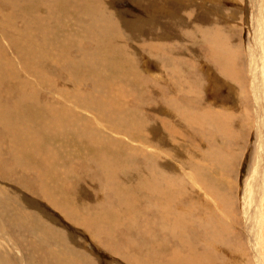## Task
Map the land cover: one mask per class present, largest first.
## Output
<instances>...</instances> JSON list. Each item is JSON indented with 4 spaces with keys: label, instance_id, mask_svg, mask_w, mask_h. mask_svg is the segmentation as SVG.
Instances as JSON below:
<instances>
[{
    "label": "rangeland",
    "instance_id": "rangeland-1",
    "mask_svg": "<svg viewBox=\"0 0 264 264\" xmlns=\"http://www.w3.org/2000/svg\"><path fill=\"white\" fill-rule=\"evenodd\" d=\"M36 1L12 0L11 2L13 4H17L15 5L16 8L13 4H10L8 7L5 5L6 7L2 9L0 8V27H3V30H0V40L2 41H0V49H4L2 45H6L4 49L5 53L9 55L10 61L15 62V65H12L15 67L17 66L15 70H19V76L23 79L21 81L25 80L28 82V84L25 81L22 82V85L25 83V85L22 86L24 95H36L39 103L41 102L43 105H53L59 109V112L62 111L63 114L58 115L57 112L52 116V118H55L57 114L58 118H56L59 120L58 122V120H55L56 118L51 120V115L44 106L34 108L33 104L30 102L25 104L27 108L22 110L26 112L27 115H24V117L27 119L28 116L30 122L36 125L39 124V126L37 125L36 127L46 125L50 127L48 130L49 134L44 133L38 135L40 140L39 144L42 149V158L36 157V159H32V161L37 162L34 163L35 166L29 171V173H32L26 174L18 170L16 174V171H12L9 177L2 178L4 179L3 182H1L0 179L1 184L6 185L7 190L9 189L8 191H10L7 192L3 190V194L0 193V195H2V197L0 196V215L5 213L8 216L14 215L15 217L13 216L12 218H16V210L24 211L25 207L29 206L31 209L39 210L38 213L33 212L36 218H39L37 217L38 214L43 215L46 219V224L50 222L48 224L49 227L56 230L52 232L55 238H53V236H44V238L39 236L38 238H34L29 234L27 236L23 235L22 232H17L22 229L19 228L16 230L14 227H11L7 221H4L7 223L9 229L8 232L6 231L0 234V252L6 257V262L8 263L9 261V264H25V261L26 264H36L38 259L33 257L36 250L40 252L46 250L45 254L47 257L48 253L55 252L60 254L63 249V252L72 256L71 263L67 262L66 264H130L126 258H123L126 256L125 254L128 250H132L136 254L140 252L139 257H141L140 263L142 264H153L156 262V264H162V262L163 264H168L167 262H170V260H168L167 257H169L173 251H178L181 255L183 254L184 257H186L185 255L188 251L195 250L197 253H195L194 256H198L199 258V253L203 254L207 252L214 264H257L255 253L249 239V233L247 232L248 227L245 223L246 219L244 214V211L251 214V211L255 213L258 210L261 216L259 221H264V200L260 206L254 209V207H248L246 203L248 199L245 197V185L249 181L251 166L254 162L253 151L257 148V128L255 124L251 123L252 121L249 120L248 117L246 119V117L243 116L246 111L245 105H249L248 107L251 109L250 113L253 115L256 114L255 109L253 107L251 108L254 103L252 101V96L246 98L245 96L237 95L232 88L234 84L225 76H220L218 72L216 73L215 68L213 66L211 67V63L207 61L208 57L206 56L208 55L205 53V50H203L204 47H202V43L201 45L197 44L195 47L191 38L187 37L182 40L184 36L197 38L199 36L200 38L201 32H198L196 26L201 25L206 27V25L215 26V24L223 26L224 29L221 30L222 35L226 39L225 47L227 50V59L229 57V60H227L229 61L228 66L229 69L232 70L233 75H239L240 71L237 67L241 70L246 67V70L248 66V25L250 26L252 23L253 5L247 4L248 0H219L221 1L219 5H211L214 3H211L209 0H92L90 4L92 6H88V3L86 5L82 3V5H80V0L79 2L78 0ZM25 3H27V6L24 5ZM260 3L263 5L264 0H260ZM4 4L0 3L1 6ZM37 5L40 7H37ZM92 7L95 9L97 8V10L100 9L98 15H101L100 17L103 19L105 18V20L99 19V22L95 25V22H90L89 17L91 14L90 12H92L90 11ZM108 8L114 9L113 11L115 12L116 18L119 19L118 25L117 23L113 25V22L110 21L112 19L107 20L106 17L108 16L106 12ZM248 9H251V11ZM184 12L192 14L191 19L188 17L184 18ZM202 14L203 17H208L209 19H203ZM87 16L89 19H84L87 18ZM28 22H30L32 26L30 30L27 29ZM188 22L192 25H187ZM91 23L95 26V29L94 26L89 27ZM79 24H81V26ZM87 25L89 26L87 27ZM97 25L98 29L96 27ZM105 27L110 29H106L107 34L105 33ZM102 28L106 34H104L105 36L98 33L99 29L101 30ZM46 29L52 30L51 37L48 38V41L42 43L39 49L37 46L36 48L30 46L32 44H29V46L26 45V47L23 45L24 41L31 42L34 46L36 43L38 45ZM206 29L208 28L206 27ZM186 31L190 32L186 33ZM110 32L116 33L119 38L122 35L124 40L121 42V45L124 46V48L119 47L116 40H110ZM153 34L154 37L156 36V43L161 45L155 50L156 56H159L158 58L161 57L160 59L162 60L163 52L166 54L168 53V56L172 54L173 58L178 59L174 63H179L177 65L180 67L192 69V72L186 74L188 79L187 84L189 86L185 84L182 86V88L189 91V94L187 92H182L181 88L179 89V93H177L178 88L176 89V93H173L172 89L169 90L172 94L167 92V88H169L167 83L169 78L171 77L170 80H176V78L181 76L176 77L174 73H168V70L163 68L165 64H162L163 67L160 66L161 61H157V58L149 54L148 47L151 44V36ZM34 38L37 40H34ZM5 40L9 42L6 43ZM22 40L24 41L22 42ZM169 47L173 49V52L169 51ZM233 48L236 51H241H239L240 58H238V53ZM42 49L45 51L43 50V52ZM127 52L132 59L130 57H124ZM84 53L86 54L84 55ZM38 55L39 59H36ZM17 56L20 57L18 61ZM62 57H66L65 68H67V73L61 68V64L64 63ZM230 57L232 59L234 58V60L237 58V60H235L236 64L234 63L236 66H233L234 64L232 62H234V60ZM229 63L233 64L231 65L234 69L232 66L230 67ZM58 64H60V66H57ZM42 67H44L43 70L45 69L46 71L44 70L45 74L41 73L40 78L37 74V69H41L43 72ZM42 80H44V82ZM225 82H227L228 85L225 84ZM12 84L14 83L10 84V90L14 89V85ZM164 84L165 88L163 87ZM67 88H69V90L72 89V93L70 91L66 92L67 90L63 91ZM15 92L10 93L9 97H16ZM70 93L72 94L71 96ZM156 94H160V98H163L162 94H165L167 96L172 95L178 99H182L178 102L180 105L186 104L185 106L188 107V110L190 109L191 111H198L200 113L203 111V108L209 107L208 105L215 106V108L222 111V113H218V118L222 117L224 120H222V124H218L216 119H211L208 116L205 117V114L202 112V115L199 113L197 122L195 123L198 131L191 129L188 133L185 128L182 130L181 127L180 134L175 135L170 132L167 133V128L170 129L171 127H175L174 125L179 123L175 115L170 116V111L172 110H170L169 107H161V103L159 102L163 100H152V96ZM195 99H197V101ZM83 100L85 102H82ZM102 100L105 104L112 101L114 102V106H116L115 104L118 106L121 105L120 108L117 107L118 111L116 117H110V115L101 108L104 105V103L101 102ZM152 103L155 104V106ZM76 106H78V108ZM121 108H125V111H127L123 119L124 123L122 124L119 122L121 119L119 117V110H121ZM141 108L142 110H138ZM244 109L245 111H241ZM72 111H75L74 114H77L73 115ZM130 111L134 114L130 115ZM229 111H231V113ZM240 112H243V114ZM10 114L12 116V113H9V115ZM81 114L87 118L88 124H84V120L77 117H82ZM157 114H160V117L167 121L165 127L159 125L160 120L156 117ZM234 115H236L237 118ZM88 117L93 118L94 121H90ZM252 117L253 116H251V118ZM224 122L226 127L222 126V129H220V126L223 125ZM229 122L231 124H229ZM134 125H136L140 131H138L137 128L134 129V127H132ZM151 126L154 127V131L156 130V132H154L152 139L153 148H151V146L147 148L146 145L152 144L144 133L151 130ZM110 127L115 128L116 132L112 131V133H110ZM179 127L178 125L177 129ZM92 128H94L95 131H93L94 129L92 130ZM162 128L166 131H163ZM117 130L124 133L120 135L117 133ZM94 132L98 133L95 134ZM78 135H85V137L81 140ZM89 135L92 136V139L90 138L89 141H87L86 137ZM96 135H98L99 138H97ZM118 137H122L124 143L120 145L121 147L118 146L119 149L115 151L112 150L111 152L109 147L112 141ZM9 141L10 140L5 138L4 145L8 147L14 145L9 144ZM133 142L135 143L133 144ZM32 143L33 140H31L29 144ZM126 145H128L129 148ZM125 147L127 148L125 149ZM160 151L162 152L160 153ZM128 152L130 159L127 158ZM191 154L196 156L194 157L195 159L192 158L193 156ZM46 158L50 159L49 162H47L49 163L48 165H45ZM102 158L104 159L102 160ZM22 161L25 164L27 163V165L31 163V159L28 156H24ZM111 161L115 164L111 165ZM152 163L154 164L153 166ZM210 166L213 167L210 168ZM96 167L98 170H95ZM163 167L166 168L165 171L166 173L168 172L167 177L170 178L163 186L164 192L166 191L165 194L172 195L175 193L178 199L181 200L182 205H187L186 208H188L187 211L182 205L181 207L179 205L176 207L174 204H166V210H168L171 215L168 218L169 222L164 220L165 223L161 219L162 216L159 215L154 205L150 202L151 197L149 198L148 195H146L147 189L151 190V196L152 193L155 192L158 181L152 183L150 182V178L152 174L162 176L160 171ZM186 172H188L192 178L196 177L194 179L197 183L196 186L190 182L186 176V174H189ZM88 173L89 175H87ZM111 173H113L114 176L113 174L111 175ZM203 173L206 175L204 174L203 177H200ZM102 174H104V176ZM144 174H146V176ZM17 175L20 176L21 179H19ZM122 176L123 179L121 178ZM91 177L93 178L92 180H90ZM105 177L107 178L105 179ZM110 178H112V181ZM125 178H129V182ZM141 178L143 180H141ZM145 178H147V181ZM113 180L115 183H113ZM203 180L207 185L205 187H203L205 183L201 184ZM21 182H23V184ZM105 183L107 184L106 187ZM172 184L175 186H178V184L184 185L185 187L179 190L175 187L176 192H173L171 188ZM110 187H112L113 190H110ZM203 188H208V193L212 188L214 192L212 190L211 193L215 194L212 195L209 193V196H207L203 194ZM41 190L54 192L53 195L55 194L54 196L57 204L52 205L51 202L43 198ZM30 191L33 192V194H31ZM259 191L262 192V190ZM258 193L260 194V192ZM184 194H187L186 196L188 197ZM206 197L208 198L206 199ZM5 198H7V206L5 203L1 204L2 199L6 200ZM262 198L263 197H261L260 202ZM15 200L17 202H15ZM36 200L39 203H37ZM12 203L17 206L15 207ZM24 203L26 206H24ZM256 203L258 204L259 202ZM131 204L132 207L135 208L132 209V212L126 210L127 206ZM69 206L76 209V212L74 211L73 214H75L77 223L68 220L63 213L65 207L68 208ZM175 207L177 209H175ZM231 209H233V216L231 215ZM175 210H178L180 214ZM216 215L220 217L224 216L223 221L225 224H223V226L225 227L220 231L222 236L219 235L218 230V237L210 240L211 237L208 232L210 229L207 228V223H214L216 221ZM177 217L178 219L180 218V223L178 225H185L184 234L180 233V228H176L175 233L171 230L174 219ZM100 218L103 219V223H98L99 220L97 219ZM84 219L89 220L93 225L97 222V225H95H99L100 228H103V233L99 232V235L96 231L93 233V227L87 225V223L81 225ZM195 222L198 224H195ZM188 225L192 227L190 228ZM157 229L158 231H156ZM251 229L252 226L249 224V232ZM228 230L231 232L228 233ZM252 231L256 232V230ZM172 233L176 235L173 239L171 238ZM232 233L233 235H231ZM4 234L10 237L13 245L11 240L8 242L5 241V238H3ZM17 234H20L18 238L22 237L23 242L25 239L26 243L28 242L29 254L26 253V255L24 250H22L21 243L17 240ZM178 235L182 237H178ZM261 236L263 244L258 246L257 249L259 258H261V264H264V236ZM219 237L222 238L220 239ZM183 239L187 242H184ZM137 240L140 241V243L137 242ZM161 240L164 242L159 244ZM165 242L167 245H164ZM158 244L161 246H158ZM162 246L164 248L167 247V250L166 248L162 249ZM169 251H171V253ZM167 252L170 254L168 255ZM77 254L80 256L78 257ZM192 254L190 256L193 258ZM40 262L42 261L39 260V263ZM55 264L58 263L56 262ZM188 264L193 263L188 261Z\"/></svg>",
    "mask_w": 264,
    "mask_h": 264
},
{
    "label": "bare ground",
    "instance_id": "bare-ground-1",
    "mask_svg": "<svg viewBox=\"0 0 264 264\" xmlns=\"http://www.w3.org/2000/svg\"><path fill=\"white\" fill-rule=\"evenodd\" d=\"M12 0H0V3H6V4H4L3 6H1L0 5V8L2 9L3 7H8V6H10V4H13L12 2H11ZM36 1V0H35ZM49 1V0H48ZM60 1H62V0H60ZM211 3H214V4H211V5H219V3L221 2V1H219V0H209ZM18 2H20V1H18ZM24 2V1H23ZM37 2V1H36ZM78 2H79V0H78ZM80 2H81V4L80 5H82V3H84L85 5L88 3V6H92V5H90L91 4V2H92V0H80ZM250 2V3H249ZM16 3H17V1H16ZM41 3L43 4V2L41 1ZM45 3H46V1H45ZM50 3V2H49ZM94 3V2H93ZM92 3V4H93ZM201 3V2H200ZM60 4H61V2H60ZM102 4V3H101ZM247 4H249V5H253V16H252V19H251V24H250V26L248 25V30H249V32H248V34H249V60H248V63H247V69L245 70V68L243 69V70H241L239 67H237L238 69H239V71H240V73H239V75L237 74H234L233 75V73H232V70H230L229 69V66H228V62L229 61H227V60H229V57H228V59H227V50H226V39H225V37L222 35V30L221 29H224L223 28V26H221V25H218V24H215V26L214 25H211V26H208V25H206V27L208 28V29H206V27L205 26H196V28H197V30H198V32L200 31L201 32V36H200V38H199V36H198V38L197 37H192V36H184L183 37V39L182 40H184V39H186L187 37L188 38H191L192 39V41L194 42L193 44H194V46L196 47V45L197 44H199V45H201V43H202V47H204V49L203 50H205V53L208 55V56H206V57H208V60L207 61H209L210 63H211V67L213 66L214 68H215V71H216V73L218 72L219 74H220V76L221 75H223V76H225L226 78H228L234 85H233V89L235 90V93L237 94V95H242V96H245L246 98L248 97V96H252V101L254 102L253 103V106H251V108L253 107L254 109H255V111H256V114L255 115H253L252 113H250V111H251V109L248 107L249 105H245L244 107H246V111H245V109L244 110H241V111H245L244 112V114H243V112H240V113H242L243 114V116L244 117H246V119H247V117H248V119L249 120H251V121H249V122H251V123H253V124H255V126H256V128H257V133H256V135H257V137H256V140H257V148H255V151H253V164H252V166H251V173H250V176H249V181H248V183L245 185V197H246V199H248L247 200V204H248V207H251V208H253L254 207V209H255V207H257V206H260L261 205V203H262V201L264 200L263 198H264V152H263V146H264V14H263V10H264V4L262 5L261 3H260V0H248V3ZM6 5V6H5ZM14 6L15 5H17V4H13ZM20 5V4H19ZM25 6H27V3H25L24 4ZM33 5H34V3H33ZM58 5V4H57ZM96 5V4H95ZM98 5H100V4H98ZM109 5V4H108ZM28 6H30V5H28ZM39 5H37V7H38ZM52 6V5H51ZM50 6V7H51ZM103 6V5H102ZM19 7V6H18ZM31 7V6H30ZM40 7V6H39ZM80 7V6H79ZM113 7V6H112ZM206 7V6H205ZM11 8V7H10ZM15 8H16V6H15ZM32 8V7H31ZM52 8V7H51ZM82 8V7H81ZM80 8V9H81ZM79 9V10H80ZM89 9V8H88ZM105 9V8H104ZM12 10V9H11ZM14 10V9H13ZM84 10H85V8H84ZM114 10V9H113ZM111 8H108V11L106 12L107 13V16L108 17H106L107 18V20L108 19H112V20H110L111 22H113V25H115L116 23H117V25H118V21H119V19L118 18H116V15H115V12L113 11ZM209 10V9H208ZM249 11H251V9H248ZM34 11V10H33ZM62 11V10H61ZM70 11V10H69ZM87 11V10H86ZM90 11H92V12H90L91 14H90V22H95L94 23V25L97 23V22H99V19H103V18H101L100 16L101 15H98V13H99V11H100V9H98L97 10V8L95 9L94 7H92V9L90 10ZM102 11V10H101ZM105 11V10H104ZM3 12V11H2ZM5 13H7L6 11H4ZM84 12V11H83ZM221 12V11H220ZM226 12V11H225ZM68 13V12H67ZM182 13V12H181ZM74 14V13H73ZM85 14H87V13H85ZM184 14H185V16H184V18H186V17H188L189 19H191V16H192V14H190V13H186V12H184ZM183 14V15H184ZM217 14V13H216ZM18 15V14H17ZM16 15V16H17ZM24 15V14H23ZM34 15V14H33ZM37 15V14H36ZM35 15V16H36ZM89 15V14H88ZM228 15V14H227ZM86 16V15H85ZM205 16V15H204ZM210 16V15H209ZM238 16V15H237ZM23 17V16H22ZM47 17H48V15H47ZM84 17V16H83ZM103 17V16H102ZM4 18V17H3ZM8 18V17H7ZM36 18H37V16H36ZM88 18V16H87V18H84V19H89ZM200 19H204V18H208V17H203V14H202V18L201 17H199ZM12 19V18H11ZM32 19H33V17H32ZM77 19V18H76ZM209 19V18H208ZM231 19V18H230ZM3 20V19H2ZM23 20V19H22ZM87 20H85V21H87ZM103 20H105V18L103 19ZM250 20V19H249ZM5 21V20H4ZM84 21V22H85ZM8 22H9V20H8ZM31 22V21H30ZM30 22H28V26H27V29L28 30H30V28L32 27L31 26V24H30ZM40 22V21H39ZM76 22V21H75ZM74 22V23H75ZM110 22V23H111ZM4 23V22H3ZM14 23V22H13ZM103 23H104V21H103ZM142 23V22H141ZM44 24V23H43ZM90 24V23H89ZM5 25V24H4ZM80 26H81V24H79ZM94 25H92V23H91V25L89 26V25H87V27L89 26V27H91V26H94ZM105 25H107V24H105ZM187 25H192V24H190L189 22L187 23ZM108 26H110V25H108ZM139 26L141 27V25H140V23H139ZM97 27V29H98V25L96 26ZM102 27V26H101ZM192 27V26H191ZM2 28V29H1ZM195 28V29H196ZM53 29V28H52ZM94 29H95V26H94ZM106 29H109V28H106L105 27V33L107 32V30ZM0 30H3V27H0ZM15 30V29H14ZM26 30V29H25ZM47 30V29H46ZM45 30V32L42 34V38H41V42L37 45V43L35 44V42H34V44H35V46L33 45V43H31V42H28V41H24V40H22V42H23V45H25V47H26V45H28L29 46V44H32V45H30V46H33V47H35L36 48V46L38 47V49H39V47H40V45L42 44V43H45L46 41H48V38L49 37H51L50 35H51V31L52 30H50V29H48L47 31ZM110 30V29H109ZM112 30V29H111ZM43 31V30H42ZM97 31V30H96ZM191 31V30H190ZM190 31H186V33H188V32H190ZM225 31V30H224ZM39 32V31H38ZM21 33V32H20ZM98 33H100V34H102V35H104L105 33H104V31H103V28L100 30L99 29V31H98ZM109 33V32H108ZM111 33V32H110ZM82 34V33H81ZM107 34V33H106ZM105 34V35H106ZM200 34V33H199ZM34 35V34H33ZM104 35V36H105ZM109 35V34H108ZM107 35V36H108ZM22 36V35H21ZM26 36H27V34H26ZM91 36V35H90ZM110 36V35H109ZM196 36V35H195ZM25 37V36H24ZM37 37V36H36ZM99 37V36H98ZM18 38V37H17ZM29 38V37H28ZM32 38V37H31ZM230 38V37H229ZM56 39V38H55ZM104 39H105V37H104ZM106 39H108V38H106ZM116 40V42H118V44L117 45H119V47H121V48H124V46H122L121 45V42L124 40L123 38H122V35L120 36V38L119 37H117V35H116V33H114V32H112L111 33V36H110V40ZM13 40V39H12ZM31 40V39H30ZM34 40H37V39H35L34 38ZM1 41V40H0ZM4 41V40H3ZM17 41V40H16ZM98 41V40H97ZM104 41V40H103ZM248 41V40H247ZM2 42V41H1ZM5 42L7 43V42H9V41H7V40H5ZM37 42V41H36ZM115 42V43H116ZM183 42V41H182ZM16 43V42H15ZM19 43V42H18ZM114 43V42H113ZM192 43V42H191ZM4 44V43H3ZM103 44V43H102ZM2 45V44H1ZM104 45V44H103ZM240 45V44H239ZM6 45H2V47H4V49L6 48L5 47ZM76 46V45H75ZM161 45L160 44H157L156 43V36L154 37V34L151 36V44L149 45V47H148V51H149V54L151 55V56H153V57H155V58H157V61H161L160 62V66H162L163 67V65L162 64H165V67H163L164 69H167L168 70V73H170V74H172V73H174L175 74V76L177 77V76H181V77H178V78H176V80L175 79H172V80H170L171 79V77L169 78V81L167 82L168 83V87L169 88H167V92H169L170 94H172L169 90L170 89H172L173 91V93H176V89L178 88V90H177V93H179V89L181 88V91L182 92H187L188 94H189V91H187L186 89H184V88H182V86L185 84L186 86L188 85L187 84V82H188V79H187V76H186V74L187 73H189V72H192L191 70L192 69H187V67H180L179 65H177V64H179V63H174L176 60H178L177 58L175 59V58H173L172 57V54H170L169 56H168V53L166 54V53H164L163 52V56H162V60L160 59V58H158L156 55V52H155V50L158 48V47H160ZM166 46V45H165ZM187 46V45H186ZM17 47V46H16ZM23 47V46H22ZM164 47V46H163ZM243 47V46H242ZM0 48H1V46H0ZM9 48V47H8ZM168 48V47H167ZM3 48L2 49H0V169H1V171H0V179H1V182H3L4 181V179H2V178H6V177H9L10 176V173L12 172V171H16L15 173L17 174V171L19 170V171H21V172H23V173H26V174H28L29 173V171L30 170H32V168H33V166H35V162L36 161H32V159H36V157H38V158H42V156H41V154H42V149H41V146H40V144H39V136L38 135H40V134H44V133H48L49 134V132H48V130L50 129V127H48L47 125L46 126H41V127H36L37 125L39 126V124H34L33 122H30L28 119H29V117L27 116V119L24 117V115H27L26 114V112H24L22 109H25V108H27V107H25V104L27 103V102H30V103H32L33 104V107L35 108V107H38V106H44L45 108H46V110H47V112L48 113H50V115H51V120L52 119H55L56 117L58 118V116H57V114H56V117L55 118H52V116H54L55 115V113H57L58 112V115H60V114H63L62 113V111H60L59 112V109H57L55 106H53V105H43V104H41V102L39 103V101L37 100V96L36 95H33V94H29V95H24V93H23V89H22V86L23 85H25V83H23V85H22V82H24V81H21V80H23V79H21L20 78V76H19V70L18 71H16L15 69H16V67L14 66L15 65V62L14 61H10L9 60V55L8 54H6L5 53V50H4ZM32 49V48H31ZM185 49V48H184ZM229 49V48H228ZM234 49V48H233ZM33 50H35V49H33ZM44 49H42V51H43ZM59 50V49H58ZM65 50V49H64ZM80 50V49H79ZM124 50V49H123ZM126 50V49H125ZM159 50V49H158ZM230 50H231V48H230ZM235 50V49H234ZM233 50V51H234ZM45 51V50H44ZM43 51V52H44ZM169 51L170 52H173V49L171 48V47H169ZM186 51H188V50H186ZM232 51V50H231ZM236 51V50H235ZM240 51V50H239ZM239 51H236L237 53H238V58H240L239 57ZM24 52V51H23ZM22 52V53H23ZM31 52V51H30ZM61 52V51H60ZM84 52H88V51H84ZM125 52V51H124ZM190 52V51H189ZM241 52V51H240ZM39 53V52H38ZM47 53V52H46ZM90 53V52H89ZM237 53H235V54H237ZM32 54H33V51H32ZM49 54V53H48ZM86 53H84V55H85ZM91 54V53H90ZM166 54V55H165ZM57 55V54H56ZM232 55V54H231ZM28 56H30V55H28ZM168 56V57H167ZM229 56V55H228ZM24 57V56H23ZM70 57V56H69ZM68 57V58H69ZM83 57V56H82ZM124 57H130V55H129V53L127 52L126 53V55L124 56ZM232 57V56H231ZM230 57V58H231ZM243 57V56H242ZM47 58V57H46ZM67 58V59H68ZM131 58V57H130ZM18 59H20V57H18L17 56V61H18ZM29 59V58H28ZM35 59V58H34ZM36 59H39V55H38V58L36 57ZM62 59H64V63L63 64H61V68L63 69V70H65L66 71V73H67V68H65V65H66V62H65V59H66V57H62ZM132 59V58H131ZM232 59V58H231ZM230 59V60H231ZM42 60V59H41ZM232 60H234V58L232 59ZM235 60H237V58L235 59ZM234 60V62H232L233 64L235 63L236 64V61ZM185 61V60H184ZM206 61V62H207ZM74 62V61H73ZM32 63V62H31ZM41 63V62H40ZM56 63V62H55ZM130 63V62H129ZM183 63V62H182ZM199 63V62H198ZM200 63H201V61H200ZM202 63H203V61H202ZM232 63H229L230 64V67L233 65ZM12 64H14V65H12ZM19 64V63H18ZM94 64V63H93ZM159 64V63H158ZM232 64V65H231ZM233 65V66H236V65ZM37 65V64H36ZM177 65V66H176ZM183 65V64H182ZM208 65V64H207ZM20 66V65H19ZM57 66H60V64H58ZM185 66V65H184ZM188 66V65H187ZM209 66V65H208ZM233 66H232V68H233ZM21 67V66H20ZM28 68V67H27ZM32 68H34V67H32ZM40 68V67H39ZM43 68L44 67H42V70H43ZM192 68H193V66H192ZM228 68V69H227ZM231 68V69H232ZM210 69V68H209ZM234 69V68H233ZM35 70V69H34ZM45 70V69H44ZM43 70V72L41 71V69H37V74L40 76V78H41V73L43 74L45 71ZM36 71V70H35ZM34 71V72H35ZM118 71V70H117ZM238 71V72H239ZM23 72V71H22ZM25 72V71H24ZM237 72V73H238ZM110 73V72H109ZM235 73V72H234ZM45 74V73H44ZM174 74H173V76H174ZM44 76V75H43ZM101 76V75H100ZM170 76V75H169ZM172 76V77H173ZM233 76V77H232ZM224 77V78H225ZM47 78V77H46ZM166 78H167V75H166ZM166 78H164V79H166ZM222 78V77H221ZM40 80V79H39ZM168 80V79H167ZM229 80H227V81H229ZM43 82H44V80H42ZM226 81V80H225ZM229 81V82H230ZM26 82V81H25ZM11 83H14V84H12V85H14V89L13 90H10V84ZM27 84H28V82H26ZM225 84H227V82H225ZM228 85V84H227ZM27 86V85H26ZM64 86V85H63ZM189 86V85H188ZM28 87V86H27ZM152 87V86H151ZM157 87V86H156ZM163 87L165 88V84L163 85ZM164 88H163V91H164ZM64 89V88H63ZM28 90V89H27ZM67 90V91H66ZM72 90V89H71ZM71 90H69V88H67V89H65V90H63V91H66V92H68V91H70L71 92ZM151 90V89H150ZM191 90V89H190ZM16 91V92H15ZM166 91V90H165ZM194 91V90H193ZM12 92H15L16 93V97H14V98H10L9 96H10V93H12ZM192 92V91H191ZM72 93V92H71ZM70 93V96L72 95ZM168 93V94H169ZM194 94V93H193ZM68 95V94H67ZM75 95V94H74ZM124 95V94H123ZM131 95V94H130ZM163 96V98H160V94H156V95H154V96H152L153 98H152V100L153 101H158V100H163V101H161V102H159V103H161V107H163V106H167V107H169V109L170 110H172V111H170V116H173V115H175L176 117H177V122L179 123V124H176V125H174L175 127H171L170 129H166L167 130V133L168 132H170V133H172V134H180V132H181V127H182V130L185 128V130H187V132L189 133L190 131H191V129H195V130H197L196 129V125H195V123L197 122V119H198V115H199V113L200 112H196V111H191L190 109L188 110V107L187 106H185L186 104H184V105H180V103H178L179 102V100H182V99H178V98H176L175 96H172V95H170V96H167V95H165V94H162ZM77 96V95H76ZM13 97V96H12ZM69 98V97H68ZM83 98V97H82ZM115 98V97H114ZM185 98V97H184ZM237 98V97H236ZM70 99V98H69ZM72 99V98H71ZM77 100V99H76ZM134 100V99H133ZM196 101H197V99H195ZM249 100H250V97H249ZM70 101V100H69ZM111 101V100H110ZM118 101V100H117ZM195 101V102H196ZM199 101V100H198ZM203 101V100H202ZM82 102H85L84 100L82 101ZM102 103H104L103 102V100L101 101ZM184 102V101H183ZM247 102H248V100H247ZM29 103V104H30ZM114 102H110V103H104V105H103V107H101L104 111H106L107 113H108V115H110V117H112V118H114V117H116V113H117V111H118V108H120V106L121 105H117V104H115L116 106H114V104H113ZM120 103V102H119ZM140 103H141V100H140ZM242 103V102H241ZM245 103H246V101H245ZM72 104V103H71ZM153 104V103H152ZM67 105V104H66ZM154 106H155V104H153ZM157 105V104H156ZM203 105H205V104H203ZM244 105V104H243ZM31 106V105H30ZM109 106H112V107H109ZM137 106V105H136ZM139 106V105H138ZM209 107H207V108H203V111H201V113L203 112L204 114H205V117L206 116H208V117H210L211 119H216V122H218V124H222V120H224L222 117H219L218 118V113L219 112H221L222 113V111H220V110H218L217 108H215V106L213 107V106H210V105H208ZM73 107V106H72ZM77 108H78V106H76ZM118 107V108H117ZM140 107H141V104H140ZM40 109H42L41 107H39ZM12 109H14V110H12ZM29 109V108H28ZM68 109V108H67ZM133 109H134V107H133ZM168 109V110H169ZM12 110V111H11ZM27 110V109H26ZM37 110V109H36ZM135 110V109H134ZM138 110H142V108L141 109H138ZM44 111V110H43ZM68 111V110H67ZM85 111V110H84ZM120 112H119V117L121 118L120 119V124H122V123H124V116L126 115V112L127 111H125V108H121V110H119ZM133 111V110H132ZM38 112V111H37ZM69 112V111H68ZM73 112V111H72ZM131 112V111H130ZM169 112V111H168ZM230 113H231V111H229ZM9 113H12V116H11V114L9 115ZM75 113V111L73 112V115H76V114H74ZM79 113H80V111H79ZM82 113V112H81ZM200 113V115H202ZM225 113V112H224ZM239 113V112H238ZM132 114H134L133 112H131V114L130 115H132ZM250 114H252V115H250ZM30 115V114H29ZM82 115V114H81ZM122 115V116H121ZM153 115V114H152ZM169 115V114H168ZM221 115V114H220ZM224 115H226V114H224ZM223 115V116H224ZM237 115V114H236ZM236 115H234L236 118H237V116ZM239 115V114H238ZM33 116V115H32ZM61 116H63V115H61ZM65 116V115H64ZM114 116V117H113ZM161 115L160 114H157L156 115V117H158V120H160V123H159V125L161 126V127H165L166 125H167V121L165 120V119H163L162 117H160ZM216 116H217V118H216ZM251 116H253L252 118H251ZM30 117H31V115H30ZM47 117V116H46ZM72 117V116H71ZM77 117H79V119H83L84 120V124L86 123V124H88V120H87V118L86 117H84L83 115H82V117L81 116H77ZM132 117V116H131ZM228 117V116H227ZM234 117V118H235ZM33 118V117H32ZM55 119V120H58V119ZM60 118V117H59ZM89 118V117H88ZM138 118V117H137ZM225 118V117H224ZM61 119V118H60ZM168 119V118H167ZM171 119V118H170ZM49 120V119H48ZM89 120L90 121H94L93 120V118H89ZM157 120V121H158ZM234 120V119H233ZM79 121V120H78ZM237 121V120H236ZM58 122H59V120H58ZM199 122V121H198ZM208 122V121H207ZM44 123V122H43ZM73 123V122H72ZM76 123V122H75ZM78 123H80V122H78ZM77 123V124H78ZM194 123V124H193ZM213 123V122H212ZM92 124H93V122H92ZM139 124V123H138ZM225 122L223 123V125H221L220 126V129H222V126H224V127H226L225 125ZM229 124H231L230 122H229ZM113 125H115V124H113ZM178 125L180 126L178 129H177V127H178ZM181 125H183V126H181ZM202 125V124H201ZM248 125V124H247ZM78 126V125H77ZM76 126V127H77ZM149 126V125H148ZM153 126V125H152ZM151 126V130H149L148 132H146V133H144L146 136H147V138L149 139V141L151 142V144L152 145H146L147 146V148H150V146H151V148H153L152 146H153V135H154V132H156V130L154 131V127H152ZM213 126H214V123H213ZM89 127V126H88ZM132 127H134V129H136L137 128V130H138V127L136 126V125H134V126H132ZM84 128H85V126H84ZM200 128V127H199ZM67 129V128H66ZM70 129V128H69ZM82 129V128H81ZM91 129V128H90ZM94 128H92V130H93ZM110 129V133H112V131L114 132H116V129L115 128H112V127H110L109 128ZM133 129V128H132ZM213 129V128H212ZM76 130V129H75ZM162 130L164 131L165 129L164 128H162ZM165 130V131H166ZM54 131V130H53ZM73 131V130H72ZM88 131V130H87ZM90 131V130H89ZM93 131H95V129L93 130ZM138 131H140V130H138ZM198 131V130H197ZM248 131V130H247ZM58 132V131H57ZM185 132V131H184ZM203 132V131H202ZM53 133V132H52ZM91 133V132H90ZM93 133V132H92ZM95 133V132H94ZM96 133H98V132H96ZM95 133V134H96ZM117 133L118 134H120V135H122L124 132H121V131H119V130H117ZM51 134V133H50ZM82 134V133H81ZM84 134V133H83ZM86 134V133H85ZM159 134V133H158ZM198 134V133H197ZM206 134V133H205ZM212 134V133H211ZM130 135V134H129ZM165 135V134H164ZM194 135V134H193ZM196 135V134H195ZM199 135H201V134H199ZM215 135V134H214ZM223 135V134H222ZM95 136V135H94ZM97 136V138H99L98 137V135H96ZM119 136V135H118ZM225 136V135H224ZM78 137L82 140V139H84L83 137H85V135L83 136V135H78ZM133 137V136H132ZM202 137V136H201ZM5 138L7 139V140H10L9 141V144H14V145H10L9 147L7 146V145H4V140H5ZM92 139V136H88V137H86V139H87V141H89V139ZM127 138V137H126ZM203 138H204V135H203ZM111 139V138H110ZM206 139V138H205ZM31 140H33V143L32 144H29L30 142H31ZM95 140V139H94ZM123 140V138L122 137H118L117 139H115L114 141H112V143H111V145H110V147H109V149L111 150V152H112V150H117V149H119V147H121L120 145L121 144H123L124 142V140ZM178 140H180V139H178ZM223 140V139H222ZM131 141V140H130ZM221 141V140H220ZM99 142V141H98ZM127 142V141H126ZM132 142V141H131ZM181 142V141H180ZM183 142V141H182ZM101 143V142H100ZM99 143V144H100ZM135 142H133V144H134ZM132 144V145H133ZM136 144H138V143H136ZM97 145V144H96ZM132 145H131V147H132ZM215 145H216V143H215ZM119 146V147H118ZM123 146V145H122ZM128 148H129V146L128 145H126ZM136 146V145H135ZM140 146V145H139ZM149 146V147H148ZM158 146V145H157ZM217 146V145H216ZM127 147H125V149L127 148ZM130 147V148H131ZM134 147V146H133ZM144 147V146H143ZM138 148V147H137ZM222 148V147H221ZM142 149V148H141ZM144 149V148H143ZM129 150H131V149H129ZM128 150V151H129ZM148 150V149H147ZM113 151V152H114ZM133 151H134V149H133ZM156 151H157V149H156ZM149 152V151H148ZM158 152V151H157ZM156 152V153H157ZM162 151H160V153H161ZM132 153V152H131ZM134 153V152H133ZM146 153V152H145ZM155 153V152H154ZM118 154V153H117ZM209 154H211V153H209ZM208 154V155H209ZM119 155V154H118ZM150 155V154H149ZM192 155V154H191ZM225 155V154H224ZM24 156H28L30 159H31V163L30 164H28L27 165V163L25 164L23 161H22V159H23V157ZM193 157V159H195L194 157H196V156H194V155H192ZM213 156V155H212ZM217 156H219V155H217ZM221 156H223V155H221ZM215 157H216V155H215ZM105 158V157H104ZM104 158H102V160L104 159ZM109 158V157H108ZM128 159H130V156H129V152H128V157H127ZM134 158V157H133ZM222 158V157H221ZM101 159V158H100ZM49 158L47 159H45V165H48L49 163H47V162H49ZM106 160H109V159H106ZM132 160V159H131ZM191 160V159H190ZM26 161V160H25ZM153 161V160H152ZM100 162H102V161H100ZM148 162V161H147ZM37 163V162H36ZM112 163V161L110 162V164ZM190 163H192V162H190ZM34 164V165H33ZM41 164V163H40ZM113 164H115V163H112L111 165H113ZM200 164V163H199ZM154 164L152 163V166H153ZM214 165V164H213ZM163 166H165V165H163ZM99 167V166H98ZM103 167V166H102ZM102 167H101V169H102ZM108 167V166H107ZM118 167V166H117ZM136 167V166H135ZM155 167V166H154ZM213 166H210V168H212ZM223 167V166H222ZM35 168V167H34ZM37 168V167H36ZM112 168V167H111ZM122 168V167H121ZM120 168V169H121ZM38 169V168H37ZM100 169V168H99ZM126 169H128V168H126ZM131 169V168H130ZM133 169H134V167H133ZM165 167H163V169L160 171L161 173H162V176L161 175H154V174H152V176H151V178H150V182H152V183H154V182H157L158 181V185H157V187L155 188V192H153L152 193V196H154V197H152L150 194H151V190H149V189H147V192H146V195H148V197L151 199L150 200V202L152 203V205H154V207L156 208V210H157V212L159 213V215H161L162 217H161V219L164 221H166V222H169V217H170V215H171V213L168 211V210H166V204H171V205H176V207H177V205H179L180 207H181V205H182V203H181V200H179L178 199V196L175 194V193H173L172 195H166L165 193H166V191L164 192V188H163V186L165 185V182L167 183L169 180H170V178H168L167 177V173H166V171H165ZM204 169V168H203ZM95 170H98V168L96 167L95 168ZM103 170V169H102ZM114 170V169H113ZM35 171V170H34ZM94 171V170H93ZM112 171V170H111ZM110 171V172H111ZM201 171V170H200ZM199 171V172H200ZM108 172V171H107ZM125 172H127V171H125ZM172 172V171H171ZM189 172V171H188ZM188 172H186V173H188ZM14 173V174H15ZM20 173V172H19ZM30 173H32V172H30ZM29 173V174H30ZM92 173H94V172H92ZM101 173V172H100ZM130 173V172H129ZM128 173V174H129ZM147 173V172H146ZM185 173V174H186ZM207 173V172H206ZM36 174H39V173H36ZM53 174H54V172H53ZM110 174V173H109ZM113 173H111V175H112ZM117 174V173H116ZM115 174V175H116ZM180 174V173H179ZM189 174V173H188ZM202 174V173H201ZM204 174L205 173H203V175L202 176H200V177H203L204 176ZM18 175H20V174H18ZM17 175V176H18ZM42 175V174H41ZM87 175H89V173L87 174ZM92 175V174H91ZM103 176H104V174H102ZM108 175V174H107ZM125 175V174H124ZM131 175V174H130ZM145 176H146V174H144ZM206 175V174H205ZM38 176V175H37ZM53 176V175H52ZM113 176H114V174H113ZM118 176V175H117ZM127 176V175H126ZM142 176V175H141ZM186 176L188 177V179L190 180V182L192 183V184H195V186L197 185V183H196V181L194 180L196 177H194V178H192L191 176H190V174L189 175H187L186 174ZM111 177V176H110ZM142 177H144V176H142ZM161 177H162V180H161ZM212 177V176H211ZM215 177V176H214ZM18 178L19 179H21V177L20 176H18ZM39 178V177H38ZM95 178V177H94ZM103 178V177H102ZM107 177H105V179H106ZM122 179H123V176L121 177ZM120 178V179H121ZM179 178V177H178ZM183 178H185V177H183ZM12 179V178H11ZM42 179V178H41ZM89 179V178H88ZM93 178L91 177V179L90 180H92ZM97 179V178H96ZM112 178H110V180H111ZM113 179H115V178H113ZM125 179H127V178H125ZM129 179V178H128ZM127 179V180H128ZM140 179V178H139ZM146 179V181H147V178H145ZM158 179V180H157ZM203 179H205V178H203ZM24 180V179H23ZM45 180V179H44ZM110 180H108V181H110ZM116 180V179H115ZM119 180V179H118ZM141 180H143L142 178H141ZM181 180V179H180ZM197 180H198V178H197ZM208 180V179H207ZM206 180V181H207ZM210 180V179H209ZM218 180V179H217ZM8 181V180H7ZM13 181V180H12ZM16 181V180H15ZM32 181V180H31ZM108 181H106V182H108ZM112 181V180H111ZM114 181V180H113ZM122 181H124V180H122ZM126 181V180H125ZM1 182H0V193L1 194H3V190L4 191H7V192H10V191H8L7 190V188H6V185H3V184H1ZM28 182V181H27ZM95 182V181H94ZM128 182H129V180H128ZM7 183V182H6ZM17 183V182H16ZM22 184H23V182H21ZM113 183H115V181L113 182ZM116 183H118V182H116ZM139 183V182H138ZM169 183H171V182H169ZM168 183V184H169ZM202 183H205L204 182V180H203V182H201V184ZM92 184V183H91ZM106 184V183H105ZM121 184V183H120ZM175 184V183H174ZM199 184H200V182H199ZM198 184V185H199ZM201 184H200V186H201ZM27 185V184H26ZM36 185H37V183H36ZM35 185V186H36ZM41 185V184H40ZM117 185V184H116ZM167 185V184H166ZM24 186V185H23ZM107 186V184L105 185V187ZM114 186V185H113ZM120 186V185H119ZM205 186H207L206 185V183H205V185H203V187H205ZM54 187V186H53ZM118 187V186H117ZM126 187V186H125ZM175 187H176V189H184L183 187H185L184 185H179L178 184V186H175V185H171V188H172V191L173 192H176V189H175ZM21 188V187H20ZM51 188V187H50ZM112 187H110V190H113V188L111 189ZM115 188H116V186H115ZM201 188H202V186H201ZM108 189V188H107ZM205 188H203V194H205V195H207V196H209V193L210 194H215V193H211V191L213 190L212 188H211V190L209 191V193H208V188L207 189H205V190H207V191H205L204 190ZM13 190V189H12ZM259 190H262V192L261 191H259ZM42 191V190H41ZM110 192V191H109ZM213 192H214V190H213ZM258 192H260V194L258 193ZM30 193L31 194H33V192H31L30 191ZM42 193H43V198H45V199H47L49 202H51L52 203V205H56L57 204V201H55L56 199H55V194L53 195V193L52 192H48L47 190H43L42 191ZM28 194V193H27ZM16 195V194H15ZM185 195V194H184ZM187 195V194H186ZM185 195V196H186ZM1 197H2V195H0ZM129 197V196H128ZM186 197H188V196H186ZM212 197V196H211ZM258 197H259V199H258ZM261 197H263L262 198V200H261V202H260V199H261ZM22 198V197H21ZM115 198V197H114ZM113 198V199H114ZM184 198V197H183ZM208 197H206V199H207ZM6 200H3L2 199V202H1V204H3V203H5L6 204V206H7V204H8V202H7V198H5ZM116 199V198H115ZM205 199V200H206ZM215 199V198H214ZM218 199H219V197H218ZM23 200V199H22ZM202 200V199H201ZM217 200V199H216ZM220 200V199H219ZM21 201V200H20ZM39 201V200H38ZM208 201V200H207ZM15 202H17L16 200H15ZM36 202H37V200H36ZM115 202V201H114ZM214 202V201H213ZM223 202V201H222ZM256 202H259L258 204L256 203ZM20 203V202H19ZM27 203V202H26ZM37 203H39V202H37ZM109 203V202H108ZM224 203V202H223ZM14 203H12V205H13ZM25 204V203H24ZM34 204V203H33ZM257 204V205H256ZM15 205V204H14ZM36 205H39V204H36ZM223 205V204H222ZM17 205H15V207H16ZM19 206V205H18ZM24 206H26V204L24 205ZM41 206V205H40ZM170 206V205H169ZM182 206H184V209L187 207V205H182ZM27 207H29V206H26L25 207V209H24V211H21V210H16V218H12L14 215H6L5 213H3L2 215H0V234H3V232H8V229H9V227L7 226V223L6 222H4V221H7L8 223H9V225L11 226V227H14L16 230H18L19 228H21L22 230H20V231H17V232H22V234L23 235H27L28 236V234L30 235V236H32V237H34V238H38L39 236L41 237V238H44V236H47V237H52L54 234L52 233L53 232V230H56V229H51L50 227H49V223H47L46 224V219L44 218V216L43 215H39L38 214V216L37 217H39V218H36L35 216H34V214H33V212L34 213H38V211L37 210H35V209H31L30 207L29 208H27ZM175 207V209H177ZM231 207H233V206H231ZM245 207H247V206H245ZM247 207V208H248ZM38 208V207H37ZM62 208V207H61ZM171 208V207H170ZM132 209H135V208H133L132 207V204L131 205H128L127 206V208H126V210H128V211H130V212H132ZM150 209V208H149ZM188 208H186V210H187ZM215 209V208H214ZM234 209V208H233ZM233 209H231V215L233 214V212H232V210ZM245 209V208H244ZM138 210V209H137ZM154 210V209H153ZM229 210V209H228ZM246 210V209H245ZM2 211V210H1ZM74 211L76 212V209H74V208H72L71 206H69L68 208H66L65 207V210L63 211V213H64V215H65V217L68 219V220H70V221H72L73 223H77V221L75 220V214H73L74 213ZM107 211V210H106ZM105 211V212H106ZM135 211V210H134ZM144 211V210H143ZM175 211H177V213L179 212L178 210H175ZM185 211V210H184ZM188 211V210H187ZM250 211V210H249ZM43 212V211H42ZM127 212V211H126ZM136 212V211H135ZM230 212V211H229ZM13 213V212H12ZM108 213V212H107ZM139 213V212H138ZM137 214V213H136ZM155 214V213H154ZM179 214H180V212H179ZM182 214V213H181ZM190 214V213H189ZM189 214H188V216H189ZM222 214H223V212H222ZM235 214V213H234ZM244 214H245V223H246V226L248 227V233H249V239H250V242H251V245H252V247H253V251H254V253H255V258H256V262H257V264H261V258H259V252H258V249H257V247L258 246H261V244H263V242H262V236L261 235H263L264 236V221H259V219L261 218V216H260V211H256L255 213L253 212V211H251V214H249V212H246V211H244ZM37 215V214H36ZM100 215H101V213H100ZM77 216V215H76ZM141 216V215H140ZM144 216V215H143ZM175 216V215H174ZM183 216V215H182ZM233 216V215H232ZM238 216V215H237ZM15 217V216H14ZM103 217H104V215H103ZM131 217V216H130ZM148 217V216H147ZM176 217V216H175ZM192 217V216H191ZM223 218H224V216L223 217H220V216H217L216 215V221L214 222V223H207L208 224V226H207V228L208 229H210L208 232H209V235H210V237H211V239L210 240H212V239H214V238H216V237H218V230H219V235L220 236H222V234H221V232L220 231H222V229H223V227H225V226H223V224H225V222L223 221ZM226 218V217H225ZM87 219H92V218H87ZM87 219H84L83 220V223L81 224V225H83L84 223H87V225H89V226H91V227H93V233H94V231H96V233H98V235H99V232L101 233H103V228H100V226L98 225V226H96L97 224V222L93 225V224H91L90 222H89V220H87ZM97 220H99L98 221V223H103V219L102 218H100V219H97ZM180 218L178 219V217L176 218V219H174V222H173V225H172V228H171V230L172 231H174V233H175V229L176 228H180L179 230H180V233H182V234H184L185 233V231H184V228H185V225H178L179 223H180ZM236 220V219H235ZM235 220H233V221H235ZM165 221H164V223H165ZM52 222V221H51ZM187 222H188V219H187ZM210 222H213V221H210ZM90 223V224H89ZM105 223V222H104ZM155 223V222H154ZM153 223V224H154ZM163 223V222H162ZM163 223V224H164ZM195 224H198V223H196L195 222ZM211 224V225H210ZM236 224V223H235ZM239 224V223H238ZM237 224V225H238ZM249 224H251V226H252V229H251V231L249 232ZM77 225V224H76ZM217 225V226H216ZM51 226V225H50ZM79 226V225H78ZM189 226V225H188ZM202 226V225H201ZM219 226V227H218ZM40 227H41V229H40ZM91 227H89V228H91ZM128 227V226H127ZM190 227V226H189ZM192 227V226H191ZM190 227V228H191ZM200 227V226H199ZM217 227H218V229H217ZM238 227V226H237ZM54 228V227H53ZM246 228V227H245ZM118 229V228H117ZM147 229V228H146ZM156 229V228H155ZM154 229V230H155ZM153 230V231H154ZM247 230V229H246ZM252 230H256V232H254V231H252ZM146 231V230H145ZM156 231H158V229L156 230ZM56 232V231H55ZM168 232V231H167ZM187 232V231H186ZM190 232V231H189ZM204 232H205V230H204ZM206 232H207V230H206ZM231 231H229L228 230V233H230ZM234 233V232H233ZM233 233L231 234V235H233ZM58 234V233H57ZM158 234V233H157ZM161 234V233H160ZM171 234V233H170ZM226 234V233H225ZM104 235V234H103ZM116 235V234H115ZM137 235V234H136ZM141 235V234H140ZM159 235V234H158ZM231 235H228V236H231ZM234 235H235V233H234ZM18 236H20V234H17V240L21 243V248H22V250H24V252H25V254L26 253H28L29 254V246H28V242L26 243V239H25V241L23 242V239H22V237L21 238H18ZM93 236H95V235H93ZM97 236V235H96ZM138 236V235H137ZM162 236H164V235H162ZM176 235L175 234H173L172 233V235H171V238L173 239L174 237H175ZM183 236H185V235H183ZM189 236V235H188ZM202 236V235H201ZM98 237V236H97ZM147 237H148V235H147ZM170 237V236H169ZM178 237H182V236H180V235H178ZM187 237V236H186ZM3 238H5V241L6 242H8V241H10L11 239H10V237H8V236H6L5 234L3 235ZM28 238V237H27ZM53 238H55L54 236H53ZM131 238V237H130ZM136 238V237H135ZM163 238H166V237H163ZM184 238V237H183ZM190 238V237H189ZM220 239L222 238V237H219ZM48 239V238H47ZM65 239V238H64ZM260 239V240H259ZM99 240V239H98ZM169 240V239H168ZM52 241V240H51ZM54 241V240H53ZM144 241V240H143ZM142 241V242H143ZM183 241H184V239H183ZM182 241V242H183ZM186 241V240H185ZM184 241V242H185ZM58 242V241H57ZM137 242H139L140 243V241H138L137 240ZM161 242H164L163 240H161L160 242H159V244L161 243ZM182 242H181V248H182ZM187 242V241H186ZM11 243H12V240H11ZM61 243H63V242H61ZM169 243V242H168ZM171 243H172V241H171ZM173 243H174V241H173ZM158 244V246H161V245H159ZM184 244V243H183ZM192 244V243H191ZM12 245H13V243H12ZM15 245V244H14ZM66 245V244H65ZM148 245V244H147ZM164 245H167L166 244V242L164 243ZM163 245V246H164ZM179 245V244H178ZM194 245H196V244H194ZM194 245H193V247H194ZM67 246V245H66ZM66 246H64V247H66ZM115 246V245H114ZM144 246H145V244H144ZM152 246V245H151ZM162 246V247H163ZM171 246V245H170ZM191 246V245H190ZM155 247V246H154ZM180 247V246H179ZM192 247V248H193ZM56 248V247H55ZM149 248V247H148ZM148 248H147V250H148ZM152 248V247H151ZM166 248V250H167V247H165ZM164 247L162 248V249H165ZM184 248V247H183ZM197 248H198V245H197ZM206 248V247H205ZM232 248V247H231ZM37 249H39V248H37ZM118 249V248H117ZM159 249H160V247H159ZM175 249H178V248H175ZM191 249V248H190ZM239 249V248H238ZM165 250V251H166ZM188 250V249H187ZM217 250V249H216ZM27 251V252H26ZM46 251V250H45ZM45 251L43 252H40V251H35L34 253V256L33 257H36L38 260H37V262H36V264H40V263H46V264H55L56 262L58 263V264H66L67 262H70L71 263V260H72V256H70V255H67L65 252H63V249H62V251L60 252V254L58 253H55V252H50V253H48V255H47V257H46V254H45ZM164 251V252H165ZM173 251V250H172ZM114 252V251H113ZM137 252V251H136ZM170 253H171V251H169ZM183 252V251H182ZM186 252V251H185ZM192 252H193V254H192ZM216 252H218V251H216ZM238 252V251H237ZM131 253V254H130ZM138 254H136L135 252H133L132 250L130 251V250H128V252L126 251V256L125 257H123L124 259L126 258V260H128V262L130 263V264H142V263H140V259H141V257H139V253L140 252H137ZM151 253V252H150ZM161 253V252H160ZM168 253V252H167ZM167 253H165V254H167ZM170 253H168V255L170 254ZM195 253H197V252H195V250L193 251V250H191V251H188L187 252V254L185 255L186 257H184V255L182 254H180L178 251H173L172 253H171V255L169 256V257H167V259L168 260H170V262H167L168 264H188V261H191V263H193V264H214V263H212V261H211V258L208 256V253L206 252V253H199L200 254V258L198 257V256H194L195 255ZM210 253V252H209ZM212 253V252H211ZM245 253H247V252H245ZM79 254V253H78ZM78 254H77V256H78ZM149 254V253H148ZM193 255V258L190 256V255ZM27 255V254H26ZM61 257H60V256ZM120 256H123V255H121V254H119ZM131 255V256H130ZM75 256V255H74ZM80 256V255H79ZM78 256V257H79ZM164 256V255H163ZM166 256V255H165ZM85 258V257H84ZM150 258V257H149ZM148 258V259H149ZM152 258V257H151ZM192 258V259H191ZM21 259V258H20ZM81 259V258H80ZM251 259V258H250ZM23 260H24V258H23ZM39 260H41L42 262H40L39 263ZM76 260V259H75ZM82 260V259H81ZM165 260V259H164ZM164 260H162V261H164ZM252 260V259H251ZM7 260H6V257L3 255V254H1V252H0V264H9V261H8V263L6 262ZM80 261V260H79ZM151 261H152V259H151ZM167 261V260H166ZM217 261V260H216ZM223 261V260H222ZM82 262V261H81ZM85 262V261H84ZM160 262V261H159ZM24 263L26 264V262L24 261ZM91 263V262H90ZM157 263V262H156ZM156 263H153V264H156ZM219 263V262H218ZM162 264H163V262H162ZM220 264V263H219ZM245 264V263H244ZM251 264V263H250Z\"/></svg>",
    "mask_w": 264,
    "mask_h": 264
}]
</instances>
